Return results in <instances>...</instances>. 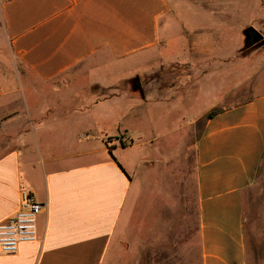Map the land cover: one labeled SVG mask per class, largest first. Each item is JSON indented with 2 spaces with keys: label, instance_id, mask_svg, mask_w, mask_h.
Here are the masks:
<instances>
[{
  "label": "crops",
  "instance_id": "obj_1",
  "mask_svg": "<svg viewBox=\"0 0 264 264\" xmlns=\"http://www.w3.org/2000/svg\"><path fill=\"white\" fill-rule=\"evenodd\" d=\"M261 8L0 0V223L23 190L45 205L40 240L0 264H264V47H238ZM149 58L126 92L119 64L140 76ZM184 98V118L145 141L122 125L145 109L155 129Z\"/></svg>",
  "mask_w": 264,
  "mask_h": 264
},
{
  "label": "rangeland",
  "instance_id": "obj_2",
  "mask_svg": "<svg viewBox=\"0 0 264 264\" xmlns=\"http://www.w3.org/2000/svg\"><path fill=\"white\" fill-rule=\"evenodd\" d=\"M264 1V0H262ZM255 12H257L258 15H256V17L258 18L257 21H253V26L258 28V31L263 35L264 37V8H261V9H258V10H254ZM246 15H250L252 17H255V14H253V12H251L250 10H248L246 12ZM236 20L237 23H239V21L237 20V18L234 19V21ZM164 24H165V18H163L161 20V27H162V33H165L164 32ZM244 41H245V38L242 37V40L239 42V48H241L242 46H244ZM179 44H180V41L179 40H176V41H172V44H171V47H169V52L170 54H172V51L173 53H178L179 54ZM256 47H264V38L262 41H260L259 43L255 44ZM253 45V46H255ZM241 51V50H240ZM157 52V51H156ZM241 53V52H240ZM152 59V58H151ZM150 61V58L145 60V62L142 63V66H144L143 70H142V73L140 76L139 75H136L134 74V69H137L135 66L132 65H127V66H124L123 67V64H119V68H122L123 69V72L121 71L120 74L123 75L124 78H127L129 76H132L134 75V77L132 79H130L128 82H129V85L127 84L126 85V88H125V91L130 93L132 91H134V84L136 82L135 78L139 77L141 82L142 83H148L149 79L151 78V76L148 74V73H144V72H147V69H149L148 67H150V65L154 62H151V64L149 63ZM160 63H163L162 60H160ZM122 66V67H121ZM121 69V70H122ZM175 76L176 78L174 79H180L181 76H186L185 73H183V71L181 70H178V69H174L172 71L171 68L169 69H166V68H163L160 73L158 74V79L160 80H165L166 77H169V80H170V76ZM217 77V76H216ZM220 82L223 83L222 81V78L220 77ZM204 85L205 86H211V84H217L219 83V78H215V79H206L204 82ZM147 85V84H146ZM222 85V84H221ZM146 93V91H148V89L146 88L143 89ZM42 93V92H41ZM192 103L188 98H184L181 102V106L178 105L179 109L181 108V113L178 112V111H173V114L171 115L170 114V117H168V121L167 122H160L157 120V123H156V127L155 129L152 127L151 125V119L154 118L151 114L152 112H149V110H145V109H141L140 112H141V115H140V118L138 120L134 119V118H126L124 123L122 124L123 126H127L129 127L133 132H134V135L136 137H140L141 138V141H145L146 138H149L150 136H152L153 134H156L157 131H164L166 129V126H169V125H175V120L177 121L180 117H182L183 113L185 112V109L188 108V105ZM198 106H196L195 108H192L190 110H199L201 109L202 105L201 103H198L197 104ZM207 105V102L206 104ZM33 107H36L35 105ZM10 106H6L5 104H0V111H3V110H6V109H9ZM162 110L160 109H157L156 111H154V116H161L162 114L159 115V113L161 112ZM192 112V113H191ZM190 112V115L192 116V114H194L193 111ZM180 115V116H179ZM157 116V117H158ZM179 116V117H178ZM183 118H184V115H183ZM207 117H205L204 120H201V121H198L193 127V131L194 133H196V135H199L200 134V131L202 129V126L205 122ZM110 124H112V120L109 121ZM111 130L109 129L110 131V135L111 134H116L117 133V129L118 127L116 128H113V127H110ZM139 134V136H138ZM57 136H55V139L57 140L56 138ZM131 143H126V145H129Z\"/></svg>",
  "mask_w": 264,
  "mask_h": 264
},
{
  "label": "built area",
  "instance_id": "obj_3",
  "mask_svg": "<svg viewBox=\"0 0 264 264\" xmlns=\"http://www.w3.org/2000/svg\"><path fill=\"white\" fill-rule=\"evenodd\" d=\"M45 205L23 190L19 209L0 223V253L16 254L24 243L40 240L39 219Z\"/></svg>",
  "mask_w": 264,
  "mask_h": 264
},
{
  "label": "water",
  "instance_id": "obj_4",
  "mask_svg": "<svg viewBox=\"0 0 264 264\" xmlns=\"http://www.w3.org/2000/svg\"><path fill=\"white\" fill-rule=\"evenodd\" d=\"M245 37H246L245 43L250 45V46H253V45L259 43L264 38L263 35L254 28L248 29L245 33ZM135 87L141 88V83H140L139 79L136 80V86Z\"/></svg>",
  "mask_w": 264,
  "mask_h": 264
},
{
  "label": "trees",
  "instance_id": "obj_5",
  "mask_svg": "<svg viewBox=\"0 0 264 264\" xmlns=\"http://www.w3.org/2000/svg\"><path fill=\"white\" fill-rule=\"evenodd\" d=\"M254 47H256V45L255 46H250V45H248L247 44V46L245 47V49L243 50V53H247V52H249L252 48H254ZM219 111L218 110H213V111H211L209 114H208V118L209 117H212V116H214V115H216L217 113H218ZM122 145H124L123 143H122Z\"/></svg>",
  "mask_w": 264,
  "mask_h": 264
}]
</instances>
